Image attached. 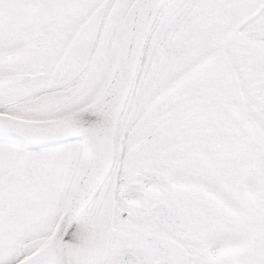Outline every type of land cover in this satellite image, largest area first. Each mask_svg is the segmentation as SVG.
<instances>
[{
	"label": "snow or ice",
	"instance_id": "snow-or-ice-1",
	"mask_svg": "<svg viewBox=\"0 0 264 264\" xmlns=\"http://www.w3.org/2000/svg\"><path fill=\"white\" fill-rule=\"evenodd\" d=\"M0 264H264V0H0Z\"/></svg>",
	"mask_w": 264,
	"mask_h": 264
}]
</instances>
